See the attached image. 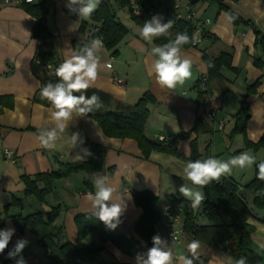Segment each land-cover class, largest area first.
<instances>
[{
	"label": "crops",
	"instance_id": "1",
	"mask_svg": "<svg viewBox=\"0 0 264 264\" xmlns=\"http://www.w3.org/2000/svg\"><path fill=\"white\" fill-rule=\"evenodd\" d=\"M37 1L33 0L32 3ZM159 1L160 6L154 9L153 16L160 17L171 7V0ZM129 2L135 11L140 6H154L155 0ZM45 4V26L57 37V50L64 61L72 50L87 44L93 33L92 28L100 24L92 22L89 17L88 20L79 17L74 11L72 18L67 11L68 0H46ZM109 7L128 32L113 49L107 50L103 46L97 52L100 57L98 77L89 90L90 96L96 94L103 102V107L98 111L121 112L148 94L152 100L146 102L149 114L144 134L153 142H157L159 136L168 140L187 134V138L179 139L176 144L177 152L183 156L189 155L190 142L196 139L199 153L207 151L210 157L221 161H227L242 152L255 156L256 162L264 160V148L255 150L246 146L241 134L229 138L234 127V116L244 106L249 111L245 139L256 143L264 136V53L254 46L255 36L251 27L233 25L226 11L228 9L236 13L264 31V0H203L190 5L195 12L193 34L199 36L200 42L181 49L182 58L191 61L192 76L184 85L171 90L162 87L153 72L156 57L150 54V50L157 45L155 41L149 43L140 37L139 29L142 25L131 19L127 7H120L113 0L109 1ZM136 15L144 21L148 20L145 14ZM35 21L23 10L22 4H5L0 0V216L4 220L3 229H16L11 243L14 245L18 238H27L30 243L22 253L27 264H52L47 249L38 237L28 227L19 229L12 217H24L37 212L45 215L58 207L59 213L52 228L59 231L62 241L78 248L92 243L99 244L95 232L79 240L75 224L78 215L91 214L96 218L92 203L87 199V194L94 193L95 188L93 183L91 189L86 187L87 174L74 172L54 179L52 189L43 201L33 195L26 196L25 185L21 180L22 176L33 179L36 174L57 171L61 164L89 161L92 155L99 154L103 156L105 170L95 172L93 177H108L110 185L115 189L116 202L124 197L127 203L119 226L115 230H107L122 234L144 246L145 242L134 231L142 210L134 204L132 194L149 190L159 201V219L154 225V235L159 234L168 241L174 256L186 255L190 241L183 233L176 240L169 238L166 220L160 215L162 204L167 200L177 202L181 210V227L189 212L195 215L199 225L220 224L225 221V216L222 213L210 214L206 212L208 209L204 212L203 202L193 209L190 207L191 202L179 193L178 189L183 183L197 187L187 180L183 172L186 165L183 160L159 151H151L144 157L134 139L107 137L95 119L75 114L62 137L57 140V144L62 145L59 150H47L40 146V131L55 125L51 117L54 111L52 105H44L38 97L41 82L37 75L40 68L34 71L31 67L38 48V41L31 35ZM81 24L84 26L79 28ZM171 34H174L173 28L169 29L165 37ZM225 52L231 54L230 66H223L219 73L227 83L228 90L219 96V83L212 82L206 103L199 104L198 79L204 76L207 81L208 71L203 54L215 59ZM255 60L261 61L262 65H255ZM43 68L50 70V65L45 64ZM114 77L121 84L116 83ZM255 82L258 83L254 91L247 94L248 86ZM210 112L214 113L213 119L207 116ZM198 119L210 124L211 132L195 134L193 128ZM220 121L223 123L221 129L218 128ZM74 132H79L82 144L71 143L70 138ZM5 150L14 153V161L5 157ZM254 164L245 169L234 167L231 175L222 176L219 181L228 177L242 187L245 201L252 210V216L247 221L252 228L248 232L247 245L260 256V264H264V209L253 207L252 196L246 187L253 178ZM108 169L112 171L110 174ZM36 185L39 189L44 186L42 182ZM13 198L19 199L21 206H9L3 211L4 206ZM198 253L205 259L202 264H235V259L223 246L213 248L200 243ZM113 263L135 264V256L123 253L110 241H106L95 260L87 264ZM10 264H15V260Z\"/></svg>",
	"mask_w": 264,
	"mask_h": 264
},
{
	"label": "trees",
	"instance_id": "2",
	"mask_svg": "<svg viewBox=\"0 0 264 264\" xmlns=\"http://www.w3.org/2000/svg\"><path fill=\"white\" fill-rule=\"evenodd\" d=\"M110 0H102L98 8L91 14L89 19L92 22L99 23L98 30L93 32L90 40L99 38L103 42V46L107 49H113L116 44L127 34V28L117 19L116 15L109 7ZM120 7H127L129 15L137 24L142 25L145 22L141 17L137 16L130 4L129 0H113ZM203 0H188L189 5H195ZM219 1V0H218ZM46 0H38L37 3H23L22 8L35 18V24L32 28L31 35L38 41V48L32 61L31 67L34 71L40 68L38 78L41 82V88L38 92L39 100L48 105L50 102L42 99L40 91L47 83H56L58 78L55 74L56 68L63 62L57 50V37L52 35L45 26V17L47 14ZM70 16L74 18V12L67 10ZM229 20L233 25L250 26L254 33V46L264 53V31L257 29L250 21H245L236 13L226 9ZM233 18V19H230ZM170 18L165 16L162 23H166ZM171 20V19H170ZM81 24L79 28H82ZM174 34L169 37L160 36L154 41L157 45H162L170 40H174L178 33L187 32L189 37H192L193 26L189 21L173 22ZM195 44L188 43L182 48H188ZM230 53H222L215 59L208 58L203 54V59L207 65V81L205 87L207 94L211 92L212 82L219 83L218 95H223L228 86L223 77L220 75V69L230 66ZM255 65L261 66L259 60L254 61ZM45 64L50 65V70L44 69ZM212 66H209V65ZM258 82L248 86L246 93L254 91ZM90 90L87 89L86 95L90 96ZM198 103H206L202 98V92L198 90ZM79 95V93H77ZM152 100V97L146 94L135 105L126 106L121 112L113 111H94L88 114L89 117L95 119L102 131L107 137L113 138H132L134 139L143 156L147 157L151 151L165 152L175 155L177 158L187 163L189 160L206 159L209 156L208 152L201 154L196 147V139L190 142V152L188 156H183L177 152L176 144L179 139L187 138V134L173 137L165 141L153 142L144 134L145 123L148 118V110L146 102ZM2 101V98H0ZM249 119V111L246 106L239 109L234 116V127L230 132L229 138L237 134H241L245 140V145L252 149L264 148V136L256 143H250L245 139V125ZM211 125L203 120L198 119L193 128L195 134H205L211 132ZM96 147V145H93ZM264 161V160H261ZM254 164V175L252 180L246 186L252 196V205L256 209H264V181L257 178L258 167L261 162ZM103 156L94 154L89 161L75 162L69 164H61L57 171L49 173L36 174L33 179L27 176H22L21 180L25 185V195H33L39 201H43L45 196L51 191V183L54 179L65 177L74 172H83L87 174L85 182L86 187L92 188L93 174L95 172L104 171ZM112 171L108 169L110 174ZM37 182L43 183V188L39 189ZM239 185L228 177L222 178L218 182H210L202 189L205 194L204 212L213 215L223 214L225 221L215 225H199L196 222V217L192 212L185 215L182 222L183 235L191 242L198 240L209 247L223 246L227 248L235 262L240 257L246 258V264H260L261 258L253 252L247 245L248 231L250 227L248 219L252 216V210L247 205L244 196L236 193V186ZM133 202L142 210L139 220L134 225V231L138 237L145 242L144 246H140L137 241L130 240L122 234L112 233L107 230L105 225L91 214H82L75 217V224L78 231V239L84 238L87 234L95 232L99 239V244H89L86 247L78 248L74 244L64 242L60 238L59 231L52 228V223L59 213V208L52 209L49 213L43 215L40 212L32 213L27 216L12 217L19 229L28 227L30 231L38 237L40 243L47 249L49 258L52 264H87L95 260L96 256L102 251L103 243L110 241L123 253L136 256L137 253H145L152 246V237L154 235V225L159 219L158 198L149 190L135 191L132 194ZM210 199L213 202L210 203ZM9 206H21V201L13 198L11 202L4 206L3 211ZM4 227V220L0 216V229ZM13 244L10 242L8 248L3 254H0V264H10L12 259L7 257V252L11 250ZM186 255H190L188 252ZM205 259L199 255V259L195 264H202ZM121 264V263H113Z\"/></svg>",
	"mask_w": 264,
	"mask_h": 264
},
{
	"label": "clouds",
	"instance_id": "3",
	"mask_svg": "<svg viewBox=\"0 0 264 264\" xmlns=\"http://www.w3.org/2000/svg\"><path fill=\"white\" fill-rule=\"evenodd\" d=\"M100 3L101 0H68L67 6L79 17L87 19ZM230 19L233 18L230 17ZM172 26V20L169 19L166 23H161L159 16H153L151 20L143 23L139 29V35L143 40L151 43L155 38L167 35ZM199 42L198 35L194 34L189 37L187 32H184L178 33L174 40L151 48L150 54L156 57L152 66L153 72L162 87L170 90L175 89L178 85H184L191 78V61L182 58L181 49L185 44ZM102 47V40L94 38L80 49L72 50L71 54L55 70L57 82H49L42 87L41 98L46 99L52 105L54 111H52L51 117L55 125L40 131L38 140L42 148L59 150L62 145H58L57 140L62 137L74 114L83 118L103 107L99 96L96 94L86 95L87 89L98 77L100 57L97 52ZM70 139L72 144L83 143L79 132H74ZM254 163H256L255 156L248 152H242L227 161H221L214 157L189 160L184 166L183 172L191 185L197 187H189L188 184L183 183L178 191L191 202V208H198L205 201V194L200 189L206 187L213 180L219 181L222 176L231 175L234 167L245 169ZM257 167V178L264 181V161H261ZM92 183L95 192L88 193L87 199L92 203L93 214L108 230H115L121 223L127 203L124 197L116 202L114 199L115 189L110 185L108 177L95 176ZM15 232V228L0 229V254H3L8 248ZM29 243L27 238H18L12 249L7 252V257L15 260V264H27L22 253ZM199 248L200 242L193 240L187 245L190 255L174 256L172 249L168 246V241L156 234L152 237V246L145 253L136 254L135 264H195V261L199 259ZM17 257L19 258L17 259ZM235 264H246V258L240 257Z\"/></svg>",
	"mask_w": 264,
	"mask_h": 264
},
{
	"label": "built area",
	"instance_id": "4",
	"mask_svg": "<svg viewBox=\"0 0 264 264\" xmlns=\"http://www.w3.org/2000/svg\"><path fill=\"white\" fill-rule=\"evenodd\" d=\"M5 4H23V3H32L33 0H3ZM172 4L169 9H166L165 12L160 16V19L162 20L165 16H168L173 22L175 21H189L191 22L192 26L193 21L195 20V12L190 8V5L188 3V0H171ZM160 6V1L155 0L154 6L148 7V6H140L137 7L134 11L136 14H145L149 20L150 17L154 15V9L158 8ZM208 22V21H206ZM98 30V27H93L92 31L96 32ZM108 67H111L110 64L107 65ZM114 80L116 83L121 84V81L114 77ZM206 78L204 76H200L198 79V87L199 90L203 93L202 97L204 100L208 99V94L205 87ZM209 119H213L214 113L210 112L207 114ZM223 126V123L220 121L218 123V128L221 129ZM166 137L159 136L158 141H165ZM5 157L9 161H14V153L10 150H5L4 152ZM236 193L240 196L243 195L242 187L240 185L236 186ZM166 210V211H165ZM206 212H209L207 210ZM181 210L179 208V205L174 200H167L162 204V207L160 209V215L166 220V228H167V234L169 238L176 240L178 236L182 235V227L179 226V222L181 220Z\"/></svg>",
	"mask_w": 264,
	"mask_h": 264
},
{
	"label": "water",
	"instance_id": "5",
	"mask_svg": "<svg viewBox=\"0 0 264 264\" xmlns=\"http://www.w3.org/2000/svg\"><path fill=\"white\" fill-rule=\"evenodd\" d=\"M82 137H83V135H81ZM213 202V199H210V203H212ZM252 230V228L251 227H249L248 229H247V231L248 232H250Z\"/></svg>",
	"mask_w": 264,
	"mask_h": 264
},
{
	"label": "rangeland",
	"instance_id": "6",
	"mask_svg": "<svg viewBox=\"0 0 264 264\" xmlns=\"http://www.w3.org/2000/svg\"><path fill=\"white\" fill-rule=\"evenodd\" d=\"M87 20H88V18H87Z\"/></svg>",
	"mask_w": 264,
	"mask_h": 264
}]
</instances>
